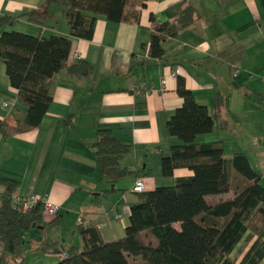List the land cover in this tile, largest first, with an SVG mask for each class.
Wrapping results in <instances>:
<instances>
[{"label":"crops","instance_id":"obj_1","mask_svg":"<svg viewBox=\"0 0 264 264\" xmlns=\"http://www.w3.org/2000/svg\"><path fill=\"white\" fill-rule=\"evenodd\" d=\"M144 2L137 6L136 21H112L96 14L91 38L73 36L67 57L68 63L87 60L88 73L71 75L66 69L53 73L52 100L40 125L6 139L0 135V174L18 182L17 195L44 194L59 204L58 227L50 229L45 224L50 219L42 220L43 236L53 237L56 247L32 248L24 264H55L62 250L81 247L79 223L97 226L105 241L123 236L129 207L138 201L132 190L137 178L144 180V190H150L193 174L187 167H176L170 175L161 169V157L169 154L171 145L183 142L166 126L183 101L176 90L178 75L195 101L210 112L218 101L213 128L198 133L195 141L220 140L225 157L243 152L260 172L264 187V0ZM189 7L190 23L161 41L160 57L152 56L150 16L173 22ZM31 8L41 11L43 23L20 16L1 30L43 37L69 35L54 0H0V15ZM0 86V118L22 120L27 106L19 101L2 59ZM67 116L72 123H64ZM98 127L110 128L120 142L130 144L121 164L135 168L134 173L115 181L102 175L92 148ZM234 195L231 185L227 192L206 199L215 203ZM65 224L67 233L59 229ZM34 233L30 230L26 237ZM147 239L156 244L154 238ZM247 247L246 242L237 259Z\"/></svg>","mask_w":264,"mask_h":264},{"label":"trees","instance_id":"obj_2","mask_svg":"<svg viewBox=\"0 0 264 264\" xmlns=\"http://www.w3.org/2000/svg\"><path fill=\"white\" fill-rule=\"evenodd\" d=\"M67 21L69 35L35 36L15 30H1L20 16L43 23L38 8L16 14L0 15V59L19 101L27 106L25 117L9 122L0 118V135L7 137L36 128L52 100L53 73L66 69L71 75H86L89 62L84 59L68 63L72 37L91 38L97 16L104 14L112 21H136L144 0H54ZM190 7L173 22H159L151 15L150 53L162 55L161 41L175 35L191 21ZM176 90L182 104L167 119L170 134L183 142L170 146L161 157L163 174L176 167H187L191 175L177 176L170 185H159L138 193V201L129 207V223L123 236L105 241L95 225L79 223L82 246L64 249L66 256L55 264H260L264 257V187L261 174L243 152L223 155L220 140L196 142L198 133L213 128L218 101L213 112L195 101L177 76ZM0 92L2 88L0 86ZM220 99V96H217ZM67 116L64 123H72ZM68 123V124H69ZM92 148L103 176L115 181L136 170L122 165L130 144L120 142L108 127L97 128ZM237 182L232 198L210 203L206 196L227 192ZM18 182L0 174V264L15 260L24 264L25 255L34 247L48 251L56 247L53 237L43 236L47 225H60L57 212L45 224L39 205L24 208L16 200ZM179 222V228L173 225ZM34 223V225H33ZM33 230L32 237L27 233ZM147 238H154L153 244ZM248 247L240 259L232 254L237 243Z\"/></svg>","mask_w":264,"mask_h":264},{"label":"built area","instance_id":"obj_3","mask_svg":"<svg viewBox=\"0 0 264 264\" xmlns=\"http://www.w3.org/2000/svg\"><path fill=\"white\" fill-rule=\"evenodd\" d=\"M6 104V101H3V105ZM145 188L144 180L142 178H137L132 186V190L135 192L143 191ZM16 200L19 201L24 208L38 204L39 210L43 217L51 218L54 214L58 212L59 204L51 201L44 194L30 192L23 195H16ZM61 257L66 256V251L62 250L60 252Z\"/></svg>","mask_w":264,"mask_h":264},{"label":"rangeland","instance_id":"obj_4","mask_svg":"<svg viewBox=\"0 0 264 264\" xmlns=\"http://www.w3.org/2000/svg\"><path fill=\"white\" fill-rule=\"evenodd\" d=\"M232 186H233V189H235V187L237 186V182H234ZM1 188H2V186H0V199H1V197H2ZM62 212H65V210H62ZM40 224H42V223H40ZM59 229H60V230H65L66 233H67V224H65L63 227L60 226ZM56 230H57V229H56ZM61 239H62V238H60V240H61ZM245 243H246V241L241 240V242H240L239 245L234 249V251H233L232 254L235 255V256H238L239 253L241 252V249L244 247ZM67 244H68V242H65V245H67ZM60 249H61V248H60ZM12 262H15V260H13ZM261 264H264V260H263V262H262Z\"/></svg>","mask_w":264,"mask_h":264},{"label":"water","instance_id":"obj_5","mask_svg":"<svg viewBox=\"0 0 264 264\" xmlns=\"http://www.w3.org/2000/svg\"><path fill=\"white\" fill-rule=\"evenodd\" d=\"M33 225H34V223H33Z\"/></svg>","mask_w":264,"mask_h":264}]
</instances>
